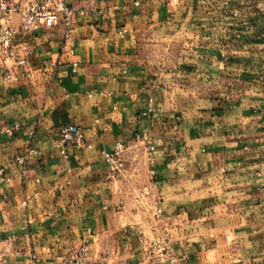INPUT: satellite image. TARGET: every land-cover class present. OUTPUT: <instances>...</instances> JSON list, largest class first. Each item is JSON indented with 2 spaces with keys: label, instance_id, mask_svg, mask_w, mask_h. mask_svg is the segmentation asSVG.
I'll list each match as a JSON object with an SVG mask.
<instances>
[{
  "label": "crops",
  "instance_id": "1",
  "mask_svg": "<svg viewBox=\"0 0 264 264\" xmlns=\"http://www.w3.org/2000/svg\"><path fill=\"white\" fill-rule=\"evenodd\" d=\"M67 2L85 9L70 51L63 27L41 28L16 36L26 67L0 62V264H69L84 245L151 264L165 237L175 258L160 264H264V16L238 39L232 0ZM177 35L193 47L174 60ZM69 124L91 148L61 152Z\"/></svg>",
  "mask_w": 264,
  "mask_h": 264
},
{
  "label": "built area",
  "instance_id": "2",
  "mask_svg": "<svg viewBox=\"0 0 264 264\" xmlns=\"http://www.w3.org/2000/svg\"><path fill=\"white\" fill-rule=\"evenodd\" d=\"M89 1V0H83ZM139 5L138 2H136ZM79 11L84 13L85 9L77 10L71 6L67 0H0V62L4 66L14 63L19 67H26L30 56L34 53L31 46H22L16 42V36L19 34L34 32L41 28L63 27L65 30L64 43L62 50L68 52L71 50L73 32L75 29L74 16ZM18 15L21 19L19 27L12 24L13 17ZM78 64L73 63L70 69L65 73H76ZM6 79H17L18 77L8 70L5 74ZM18 125L5 129L10 135L14 136ZM57 146L61 152L66 155V148L71 146L76 149L85 147L91 148L92 145L87 141L85 130L77 124H69L56 133ZM152 149H154L152 147ZM124 145L119 143L114 151L104 152L106 164L108 166V177L114 178L123 168L124 160L122 153ZM31 149L29 154L33 153ZM26 157L18 158L23 162ZM4 175V170L0 168V177ZM143 242V240H141ZM75 257L69 260V264H110L106 257L98 260L88 258L89 247L84 245L74 251ZM174 260L173 247L168 237L160 239L156 244H152L147 252V260L151 264H160L168 259ZM35 259L36 264L39 261Z\"/></svg>",
  "mask_w": 264,
  "mask_h": 264
},
{
  "label": "rangeland",
  "instance_id": "3",
  "mask_svg": "<svg viewBox=\"0 0 264 264\" xmlns=\"http://www.w3.org/2000/svg\"><path fill=\"white\" fill-rule=\"evenodd\" d=\"M227 1L229 2V0H227ZM232 1L235 2L233 7L236 9V11L238 13L237 17L241 20L239 22L240 29L238 30V32H235V36L238 39H240V38H242L243 34L247 33L246 28L248 26V23L246 21H243V20L249 16L251 17V12L253 14H256V15L264 16L263 9H259L258 7H256V6H259L258 4H260L261 2H264V0H232ZM251 4H253V7H255V8L251 9ZM240 43H241V41H240ZM240 45H242V43ZM168 46H169L168 42L165 41V42H163V44H160L159 49H161V50L166 49L167 50ZM171 47L174 51L173 52L174 56L173 57L171 56L170 58L174 59V60H178L180 57L179 55H180V53H182L183 50L190 49L191 47H193L192 46V40H190L189 38H186V36H184V35H177L175 40L170 42V48ZM153 108H154L153 104H150L148 106V110L145 113V115H148L149 113L153 112ZM152 147H151V149H152ZM152 150H154V149H152Z\"/></svg>",
  "mask_w": 264,
  "mask_h": 264
}]
</instances>
